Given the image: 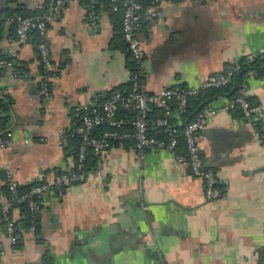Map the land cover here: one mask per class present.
Listing matches in <instances>:
<instances>
[{
    "label": "crops",
    "instance_id": "0c3cea01",
    "mask_svg": "<svg viewBox=\"0 0 264 264\" xmlns=\"http://www.w3.org/2000/svg\"><path fill=\"white\" fill-rule=\"evenodd\" d=\"M48 1L6 0L5 7L36 13ZM96 12L93 26L86 0H71L50 24L49 95L40 88L36 33L17 41L10 37L16 23H5L0 52L32 72L23 79L0 70V93L13 101L15 140L0 147V169L19 183L52 181L59 170L72 169L76 157L60 133L79 122L83 105L133 87L132 58L116 35L119 17L104 3ZM139 34L148 91L195 84L264 48V0H163L161 14L145 18ZM248 96L264 105V72L249 80ZM227 98L208 106L221 107ZM201 146L227 198H207L203 180L171 150L150 147L142 158L122 142L103 153L86 180L45 195L38 235L23 229L13 246L0 211V249L6 251L0 264H258L264 136L254 134L240 109H220L202 131ZM12 214L18 219L19 208Z\"/></svg>",
    "mask_w": 264,
    "mask_h": 264
},
{
    "label": "built area",
    "instance_id": "2783aa9c",
    "mask_svg": "<svg viewBox=\"0 0 264 264\" xmlns=\"http://www.w3.org/2000/svg\"><path fill=\"white\" fill-rule=\"evenodd\" d=\"M71 0H49L44 10L32 14L18 12L8 17V20L16 23L17 41H26L32 32L39 36L38 49L42 65V79L40 82L41 91L50 94V79L54 70V63L51 58L47 33L50 24L60 15L63 6ZM163 0H111L114 10L122 8V29L128 51L135 64L133 78L135 86L131 90H115L100 104L83 105L81 122L74 128L81 136V143L78 148L77 167L83 168L88 149L102 157L103 153L113 146L114 140H133L134 146L140 157L145 156L147 148H167L174 153L179 162H187L192 173L200 177L204 183V192L207 198H227L217 184L216 173L205 166L202 153L201 134L206 128L211 116L220 109H240L244 117L252 123L253 132L256 135L264 136V105L260 102H253L248 96L249 80L257 77L256 71H250L247 81H244L237 94L228 97L221 106H208L201 110L198 115L187 122L174 120V114L182 115L188 110L189 99L200 91L209 87H220L230 82L233 74L238 71L240 65L233 64L228 69L213 73L201 79L195 84L164 87L156 92H150L146 88V65L145 49L140 38V27L147 17H158L161 14ZM96 0H87V13L90 24L95 26L98 23L95 8ZM264 55V48L254 55ZM254 55H251L253 57ZM0 69L16 78L28 79L32 72L17 64L14 58L0 57ZM171 102H175V107ZM162 106L164 113L155 118H150V112L154 106ZM124 110L130 114V118L120 115ZM131 128L121 129L124 124ZM183 123L182 129L180 124ZM107 126L98 135H93L96 127ZM60 136H66L62 131ZM182 143V150L179 145ZM15 144L14 134L11 130L0 133V147L9 148ZM9 188L15 193L19 182L14 179L10 171H7ZM89 176L85 170L74 173H58L52 181H45L34 185L29 192L17 196V199L24 200L31 195V209L35 212L44 202L46 194L51 192L63 193V186L71 182H82ZM0 211L2 222L8 234L10 242L16 246L21 234L17 227L16 219L12 214V200L3 189L0 182ZM36 233V225L30 228ZM6 251L0 249V258ZM258 264H264V248L261 251Z\"/></svg>",
    "mask_w": 264,
    "mask_h": 264
},
{
    "label": "trees",
    "instance_id": "16d2710c",
    "mask_svg": "<svg viewBox=\"0 0 264 264\" xmlns=\"http://www.w3.org/2000/svg\"><path fill=\"white\" fill-rule=\"evenodd\" d=\"M145 1H147V0H145ZM101 3H104L105 5H107L110 8V10H112V12H114V14H116L117 17H119V21L121 22V29L119 30V28H118L119 31L116 34L118 38L117 37L116 38L118 40H120L121 43H123V45H125V47L127 48V44L125 42L123 31H122V15H123L122 8H120L119 10H114L112 7L111 0H96L95 8L96 9L99 8ZM18 12L32 14L31 12L24 11L23 9H21V7L11 8L9 6H6L4 8L3 15H2V18L0 21V39L3 36L4 26H5V23L8 19V17L13 16ZM35 33H36L35 34V40L36 41L38 40L37 41V46H38L39 36H38L37 32H35ZM10 37L11 38L16 37V25H15V27L14 26L11 27ZM39 55H40V53H39ZM4 56H6V55L0 52V57H4ZM6 57H9V56H6ZM10 58H14V57L10 56ZM14 59L19 66L24 67L23 65L20 64V61L18 59H16V58H14ZM236 63H238L240 65V68L238 69V71H236L233 74L229 83H227L223 86H220V87L206 88V89L200 91L198 94L192 96L189 99L188 110L185 113H183L182 115H180L182 118L181 121L183 123L194 119L201 110L208 107V103H210V101H212L214 98L221 96V95H226L228 97L235 96L237 94L239 88L241 87L242 83L244 81H247V76H248V73L250 71H256L257 77L264 72V55H262V54L254 55L253 57H251V56L241 57V59L239 61H237ZM236 63H234V64H236ZM132 67H133L132 68L133 87L131 89H133L135 86V80L133 78V71L135 69V64H134L133 60H132ZM131 89H127V90H131ZM119 90H122V89H119ZM12 102L13 101H12L11 97L7 93L6 94L0 93V133L4 132V131H8V130L12 131L11 126H10L12 123L11 108H10ZM171 104L173 107H175V105H176L175 102H171ZM79 111L81 113V115L79 117V122L74 126V128L77 125H79L81 122L82 111L81 110H79ZM163 113H164L163 107L156 105L152 108V110L150 112V118H155L158 115H162ZM120 115H125L128 118L131 117L130 114H128L124 110L120 111ZM183 123L180 124L181 129H182ZM106 127H107L106 125L96 127L92 134L98 135L101 131L106 129ZM74 128L67 129L66 130V136L63 137V139L67 141V144H66V145H68L67 148H69L70 151L76 157L75 166L70 170H59L56 174L62 173V172H66V173L71 174V173H74L76 171L79 172L81 170H85L87 172H90V170H93L97 166L98 161L101 158L98 155L94 154L92 149L89 148L87 155H86V158L84 160L83 168L80 169L79 167H77L78 148H79L80 143H81V136L76 131H74ZM125 128H131V126L129 124L125 123L121 129H125ZM122 142L126 143V144H130V145H132V144L134 145V141L128 140V139L114 140L113 145L120 144ZM182 146H183L182 143H180V145H179L180 150H182V148H183ZM45 181L46 180L35 181L32 183H19L17 186V191L15 193H13L9 188V183H8L9 180H8V176H7V171L0 169V182L2 184L3 189L6 191V193L8 194V196L12 200V208L17 207L20 210V217L18 219H16V224H17L18 229L20 230V234H21V232H23L21 230H23V229L29 230L31 228V226L34 224L36 225V228H37L36 229V235L39 234V232H38L39 229H38V222H37V210L35 212H33L31 209L32 199L36 198V196L31 195L24 200L17 199V196L21 195L25 192H29L34 185L39 184L41 182H45ZM73 183H79V182H71V183L64 185L63 191H65L66 187L69 184H73ZM19 242H20V240H19ZM19 242H18V244H19Z\"/></svg>",
    "mask_w": 264,
    "mask_h": 264
},
{
    "label": "water",
    "instance_id": "95a60500",
    "mask_svg": "<svg viewBox=\"0 0 264 264\" xmlns=\"http://www.w3.org/2000/svg\"><path fill=\"white\" fill-rule=\"evenodd\" d=\"M5 1L6 0H0V21H1V18H2V15H3V11H4V8H5Z\"/></svg>",
    "mask_w": 264,
    "mask_h": 264
}]
</instances>
